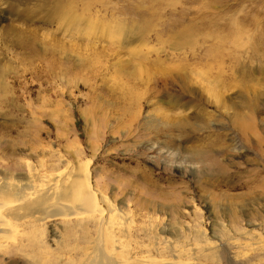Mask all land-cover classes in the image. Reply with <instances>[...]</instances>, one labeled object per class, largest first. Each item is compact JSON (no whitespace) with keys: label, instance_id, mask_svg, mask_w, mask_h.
<instances>
[{"label":"rangeland","instance_id":"1","mask_svg":"<svg viewBox=\"0 0 264 264\" xmlns=\"http://www.w3.org/2000/svg\"><path fill=\"white\" fill-rule=\"evenodd\" d=\"M30 169L60 213L88 174L111 264H264V0H0L7 197ZM40 224L47 258L4 264H89L75 219Z\"/></svg>","mask_w":264,"mask_h":264},{"label":"bare ground","instance_id":"2","mask_svg":"<svg viewBox=\"0 0 264 264\" xmlns=\"http://www.w3.org/2000/svg\"><path fill=\"white\" fill-rule=\"evenodd\" d=\"M83 175H85L83 176L86 180H84L85 183L82 182L83 184L81 183L80 185L76 181L77 184L73 183L70 185V188L74 191V202L67 201L65 204H61L60 206L62 208H60L64 213H60L58 212L60 209L56 210L58 204L56 205L54 200L63 199V194L61 192L57 193V191L66 186L64 184L67 179H63L61 175H58L47 182L46 188H38L33 183L35 176L30 169L28 181L26 180L25 183L14 191V193L13 191L10 192V195L12 194L18 197L16 199V204H12L14 206L11 207H6V205L8 206L7 203L3 204L0 202V264H4V258L13 249L16 252L26 254L28 249L31 248L35 250L36 257L46 259L47 251L49 253V250L47 249L46 242L43 240L44 229L40 223L53 216L75 219L76 224L80 228L82 227L85 243L84 247H79L82 260L85 258L89 264H91V262L95 264H111L110 261L113 259L109 254V249H112L111 245L113 247L116 246L117 241L116 228L114 227V223H112L114 212L110 206H105V201L102 198L99 199L92 190H90L88 174ZM5 191H7V187L5 185L1 186L0 194L9 199L10 195L7 197V192ZM68 202H70L69 204L71 205L67 204ZM10 204L11 203H9V205ZM10 219H13L15 224H12L9 221ZM118 222L119 221H117V224ZM125 222H122L124 226ZM12 227H15V231ZM90 227L95 230L94 237L88 232ZM12 232L15 233L10 237L9 234ZM9 239L13 240L11 246L8 245L9 243H6ZM42 255H45V257H42ZM147 261L150 262V260ZM138 262L134 264H147L145 261ZM176 263H178V261H176Z\"/></svg>","mask_w":264,"mask_h":264}]
</instances>
